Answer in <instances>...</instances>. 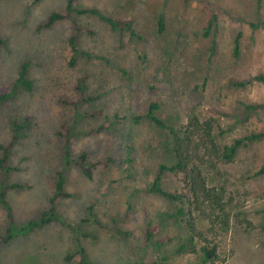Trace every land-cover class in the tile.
Instances as JSON below:
<instances>
[{"label": "rangeland", "instance_id": "obj_1", "mask_svg": "<svg viewBox=\"0 0 264 264\" xmlns=\"http://www.w3.org/2000/svg\"><path fill=\"white\" fill-rule=\"evenodd\" d=\"M65 2L0 0V92L9 90L26 59L32 81L30 90L19 87L0 105V143L9 144V169L0 168V185L6 188L14 229L40 217L49 205L63 167L58 132L63 121L73 118V109L60 100L74 98L77 78L84 76L87 93L100 97L81 102L78 111L99 109L101 115L82 119L77 128L108 125L115 113L124 117L116 130L73 137L72 158L87 151L90 161L112 155L116 163L95 167L92 177L71 164L64 188L70 195L54 203L58 215L89 235L83 240L89 264H148L158 256L167 264H195L202 243L188 231L189 215L217 244V264H264V174H256L264 162V138L245 140L231 160L222 155V148L234 139L264 131V107H247L264 104V80L250 81L264 74V0H75L76 6L133 18L143 38L125 34L120 48L119 33L103 20L77 16L80 25L92 29L80 34V47L107 61L80 57L73 67L68 65L67 44L71 22L38 28ZM213 10L217 19L206 32ZM159 16L162 31L157 30ZM231 79L249 82L235 86ZM151 101L178 132L191 117L201 123L213 116V144H201L198 131L195 139L201 145L191 154L197 203L190 204L192 197L171 200L148 190L158 163L175 162L173 135L145 118L133 120ZM16 182L21 187H9ZM162 185L172 192L188 190L180 173H165ZM213 199L220 208L209 219L205 214ZM128 201L133 209L126 217ZM180 207L185 213H178ZM91 211L102 226L86 220ZM10 223L0 204V235ZM114 227L131 234L120 237ZM147 229L152 232L149 238ZM76 233L56 221L20 230L1 244L0 264H79L73 254Z\"/></svg>", "mask_w": 264, "mask_h": 264}, {"label": "trees", "instance_id": "obj_2", "mask_svg": "<svg viewBox=\"0 0 264 264\" xmlns=\"http://www.w3.org/2000/svg\"><path fill=\"white\" fill-rule=\"evenodd\" d=\"M90 14L97 16L99 19L103 20L112 30L117 31L119 33L118 37V45L120 48L124 46L123 37L125 34L129 38L141 39L143 38L142 34L136 30L134 25V20L131 17H112L106 15L99 8L95 6H76L75 0H66L65 6L61 11H53L47 15L45 19H43L38 24V28H47L51 26L53 23L60 21H69L72 24V32L67 39V44L70 51V59L68 60V65L73 67L77 60L82 57L86 59H100L103 61H107V57L98 53H94L89 50L82 49L79 45V36L83 31L91 32L92 29L88 26H82L76 21V17L80 15ZM217 19V14L213 10L211 17L209 19L208 25L206 27V32L211 29L212 25H214ZM251 27H256L257 24L253 22H249ZM164 29V21L162 16H159L157 19V30L162 31ZM239 36L237 33L234 38L232 54L233 56L238 55L239 49ZM0 42L2 39L0 37ZM30 62L28 59L21 62L17 76L15 80L12 82L9 90L0 92V105L9 100L12 94L20 87L26 90H30L32 88V81L28 77V68ZM126 73V71H123ZM128 73V72H127ZM86 78L84 76H79L77 78L75 84L76 95L74 98H62L60 102L65 106H69L73 109V118L71 121H63L60 125L59 129V138L61 143V151H62V160L63 167L61 170L57 172V179L55 183V188L52 196L49 199V205L47 209L42 212L40 217L36 219H32L27 222L26 226L14 229L13 227V219L10 213V206L8 201L6 200V188L0 185V204L8 211L10 218V225L7 228L6 232L0 235V246L2 243H5L12 239L16 232H20V230L28 231L29 229L42 225L51 221H56L64 226H68L70 229L74 230L76 235L73 238L74 243V255L78 256L79 264H89L85 248L83 246V240L87 238L89 235L87 233L81 232L78 229L77 224L70 222L63 218L61 215H58L54 209V203L56 199L60 196H69V193L65 192V180H66V170L71 164H75L82 173L87 177H92L93 170L95 167H107L115 164V158L112 155H107L102 159L96 161H90L88 157L87 151H81L76 157L72 158L70 154V144L73 137L78 133L80 135H89L94 133H99L102 130H116L118 123H120L124 117L114 114L113 120L108 125H99L95 128L81 129L79 130L78 123L85 118H95L101 115V110L92 109L89 111L79 112L78 106L81 102H92L97 100L100 97V94L90 95L87 93V85L85 83ZM252 80H264V74H258L254 76ZM232 85L235 86H243L246 85L248 80H230ZM249 108L254 107H264V104H255V105H247ZM159 109V104L156 101L149 102L146 112L143 115H134L133 120L135 122H139L142 118H145L148 122H150L153 126L157 128L166 129L170 134L173 135L172 143H171V151L174 155L175 162L166 163L159 162L157 168L154 172L153 181L151 182L148 190L151 192L158 193L164 197H167L171 200H183L192 197L190 204L197 203L198 194H197V183L194 179L193 173V165L191 162V154L194 150V147H198L200 144L196 141L195 135L196 133L200 134L201 144H213L212 141V128H213V116H209L204 119L201 123L198 118H190L189 122L186 124L183 130L178 132L174 129L173 126L168 124L162 117L157 114ZM212 112H217L215 109H211ZM264 138V131H254L248 134L243 135L242 137L234 139L230 144L225 145L222 148V155L225 160H231L239 148V146L245 140H253ZM200 144V145H201ZM9 153V144L8 143H0V168L1 169H9L6 164V160ZM180 173L182 174V181L187 186L188 190L181 192H172L168 191L162 185V178L165 173ZM256 174H264V162L260 165ZM9 187H21L20 183H11ZM220 208L219 204L215 199H213L210 203V211L205 214V217L211 219V216L215 214V209ZM133 206L130 201L126 203L125 208V216L128 217L129 213L132 211ZM178 213H185V209L180 207L178 208ZM187 213H190L187 211ZM262 223L264 226V209L262 210ZM127 218H125L126 220ZM87 221H91L98 226H102L100 220H98L94 213L90 212V217L86 218ZM186 226L188 231L192 235V237L197 236L201 239V246L199 248V260L195 264H217L219 260V254L217 251V244L208 239L203 235L202 230H198L197 225L195 223L194 217L189 215L186 218ZM116 234L120 237H128L131 232L128 230H122L118 227H114ZM152 235V232L147 229V238ZM191 237V238H192ZM144 264V263H138ZM148 264H167L164 256H158L155 260L151 261Z\"/></svg>", "mask_w": 264, "mask_h": 264}]
</instances>
